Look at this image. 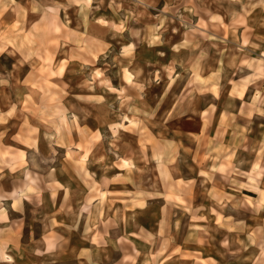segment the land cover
I'll return each mask as SVG.
<instances>
[{
	"label": "crops",
	"instance_id": "crops-1",
	"mask_svg": "<svg viewBox=\"0 0 264 264\" xmlns=\"http://www.w3.org/2000/svg\"><path fill=\"white\" fill-rule=\"evenodd\" d=\"M207 2L184 29L167 0H0V134L110 136L62 166L17 160L42 216L19 264H264L260 4Z\"/></svg>",
	"mask_w": 264,
	"mask_h": 264
},
{
	"label": "rangeland",
	"instance_id": "rangeland-1",
	"mask_svg": "<svg viewBox=\"0 0 264 264\" xmlns=\"http://www.w3.org/2000/svg\"><path fill=\"white\" fill-rule=\"evenodd\" d=\"M167 1L171 7L167 8L170 11L165 15H169L170 17L178 16V18H180L178 24L181 27L184 29H193L195 27L196 19H198L197 26L200 28H207V23L204 21L207 17V12L198 9L197 6L200 4L202 5L203 3L208 4L207 1L212 0ZM213 1H217L221 6H224L223 9L225 10H240L237 7L239 5L236 2H233V4L230 2L228 3V0ZM251 1L255 5L260 4L259 21L260 24H264V0H249V2ZM161 3L162 0H158V6L156 9L161 7ZM174 5L177 7H172ZM154 11L156 12V10ZM165 15L163 16L164 18ZM240 18L241 17L236 21L243 22ZM169 21H171V26L173 24L176 25L174 18H171ZM162 25L161 21L159 26ZM220 27L222 30L227 29V26L224 25H212L210 29L220 32ZM157 28L158 27H155V29ZM178 40L179 39H172L174 43ZM212 40H216V42L219 43L216 48H218L217 54L220 59L225 57L229 51L233 50V45L228 41H225L223 38ZM162 41V39H157L158 43H161ZM195 41L197 44H200V41L204 40L196 39ZM191 44L192 40L185 39L182 46L192 47ZM177 47L178 46H175V48ZM201 60H204L203 50ZM220 63H223V61ZM108 132L109 130H9L8 134H0V200L2 195H8L10 197V202L14 200L11 205H8V208L7 204H4L7 209L0 206V264H19L18 258L25 254L24 248L27 246L26 244L40 233L39 219L42 216L37 212L34 206V200L30 194L34 191V182L29 173L25 174L24 179H27L26 182L21 180L22 175L21 173L19 174L16 169L19 164V161L17 160H24V162L31 161V164H33L32 168L38 170V167L40 168L41 165L47 166L50 162L54 165L62 166L61 161L64 159H86L91 150L95 153L96 151L93 149L98 148L97 146L100 143L108 141L106 140L110 137ZM2 141L9 145V147H6L5 145L3 146ZM7 165H9V173L5 170ZM24 168L29 169V165ZM59 185L63 186L62 184ZM23 193L25 195L24 198L27 200L24 205L22 201ZM247 193L250 194L249 192ZM7 200L8 199H6L5 202ZM20 201H22V203H20L19 206L17 203ZM27 262L28 261L25 260L21 264H28Z\"/></svg>",
	"mask_w": 264,
	"mask_h": 264
}]
</instances>
